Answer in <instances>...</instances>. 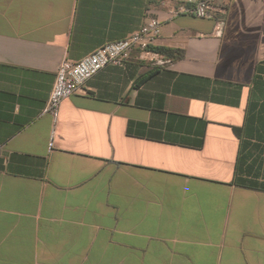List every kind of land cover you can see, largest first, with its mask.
I'll return each instance as SVG.
<instances>
[{"label": "crops", "instance_id": "obj_1", "mask_svg": "<svg viewBox=\"0 0 264 264\" xmlns=\"http://www.w3.org/2000/svg\"><path fill=\"white\" fill-rule=\"evenodd\" d=\"M189 1L0 0V264H264V1ZM151 17L184 57L133 49L54 125L60 63Z\"/></svg>", "mask_w": 264, "mask_h": 264}, {"label": "built area", "instance_id": "obj_2", "mask_svg": "<svg viewBox=\"0 0 264 264\" xmlns=\"http://www.w3.org/2000/svg\"><path fill=\"white\" fill-rule=\"evenodd\" d=\"M264 1V0H263ZM228 11L227 0H190L172 11L173 15L188 14L200 18H212L219 29ZM161 31V21L151 17L130 36L110 41L98 47L77 62L64 60L60 63L53 88L43 108L55 123L59 117L62 101L78 91L91 77L107 65H122L133 49L151 59L157 52L150 47ZM52 131L51 137L53 136ZM52 142L50 141V145Z\"/></svg>", "mask_w": 264, "mask_h": 264}, {"label": "trees", "instance_id": "obj_3", "mask_svg": "<svg viewBox=\"0 0 264 264\" xmlns=\"http://www.w3.org/2000/svg\"><path fill=\"white\" fill-rule=\"evenodd\" d=\"M152 50L159 52L166 56L167 58H170L172 60L174 59H180L184 57V53L182 50L179 49H171V48H155V47H150Z\"/></svg>", "mask_w": 264, "mask_h": 264}]
</instances>
